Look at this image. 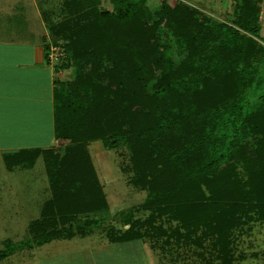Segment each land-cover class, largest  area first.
I'll use <instances>...</instances> for the list:
<instances>
[{
	"label": "trees",
	"instance_id": "16d2710c",
	"mask_svg": "<svg viewBox=\"0 0 264 264\" xmlns=\"http://www.w3.org/2000/svg\"><path fill=\"white\" fill-rule=\"evenodd\" d=\"M115 2L109 13L64 0L67 16L49 26L67 53L55 68L75 66L76 73L70 82L55 80V137L68 142L36 150L52 195L30 230L43 245L99 227L108 202L87 147L100 139L113 148L126 139L135 172L130 183L147 196L137 209L118 212L130 227L111 226L110 240L162 232L235 264L244 226L264 219L262 4L235 0L229 22L185 0L155 10L147 0ZM142 208L151 214L134 219ZM4 242L0 260L14 252L15 243Z\"/></svg>",
	"mask_w": 264,
	"mask_h": 264
},
{
	"label": "rangeland",
	"instance_id": "374dc122",
	"mask_svg": "<svg viewBox=\"0 0 264 264\" xmlns=\"http://www.w3.org/2000/svg\"><path fill=\"white\" fill-rule=\"evenodd\" d=\"M32 1L0 0V12L2 13L5 10L6 12L16 13V22L11 25L30 26L28 24L30 20L31 26L36 33L45 32L47 27L49 38L46 45L51 42V44H58L57 51L59 56L54 62L55 66L67 58V53L62 45L63 40L54 36L49 26L67 16L63 6L64 0H36L37 10L33 6L34 3ZM164 1L175 4L181 0H147V3L150 9L155 10ZM185 1L212 19L230 22L235 18V0ZM83 2L85 8L97 6L99 9L109 13H114L116 9L115 0H83ZM260 2L263 8L262 16H264V0H260ZM38 13L43 14L46 23L44 22L41 25ZM162 30L164 31L165 28ZM23 33H27L28 39L29 27L28 30L26 27V31ZM55 72L58 79L63 82H70L75 76L76 67L71 66L66 69L60 67ZM154 84L155 81L150 84V88ZM118 121H122V117H119ZM123 121L122 128L126 130L129 125L124 119ZM25 139H29L28 149L25 148L26 145L22 146L24 147L22 149L17 145L18 148L11 147L12 151L5 154L8 155L7 157L0 154V250H5L4 241L6 239H11L15 243L14 247H11L14 249L12 255L10 253L9 255L11 256L8 255L7 258L1 259L0 264H26L27 260L31 261V264H35L38 256L62 252L59 251V247L63 246L61 250L64 249L63 251L68 252L71 247L68 245H77L76 247L85 249L84 253L91 251L89 250L92 247L91 245H139L133 249L137 256H128L126 253L122 260L119 261L117 257H114L115 254L109 251L107 253L112 257L96 262L98 264H222L221 259L216 256V252L208 250L209 247L200 249L194 246L191 248V246L184 243L178 244L167 233L161 232L155 238L146 235L139 240L130 241V243L112 242L110 240L111 226H115L120 230L130 227V224L122 223L117 216L118 212L121 210L127 211L130 207H136L137 209L147 196V191L141 190L130 183L135 172L132 167L131 149L126 139L119 140L118 144L114 145L113 148L100 139L89 142L87 147L108 202L107 210L99 214L103 223L99 227L93 226L91 230L87 228L86 231H88L85 234L77 231L72 239H55L50 243L44 244L43 247H39L40 245H37L34 238L37 236L34 235V231L30 230V225L33 221L42 218V207L51 198L52 191L44 156L43 154L37 156L36 150L50 148L52 145L50 147L41 145V142L46 139L45 136L40 139H34L33 134L29 133ZM109 141L113 142L111 139ZM67 142V140H58L53 147L65 146ZM57 167L58 165L54 166V170ZM150 214V211L142 208L139 211H134L133 218H140L143 221ZM170 223V226L177 225L176 221L170 220ZM164 226L167 232L174 228H171L167 221L164 222ZM55 227H61V224L58 223L56 226L49 225L47 229ZM167 238L171 239L170 243L165 241ZM18 246L20 248L17 250ZM29 247H36L39 254L36 251V256L29 257V253H33L35 250H29ZM133 250L131 249L130 253ZM201 251H204V254H200ZM234 253L236 255L235 264H264V219L251 221L244 226V230L234 245Z\"/></svg>",
	"mask_w": 264,
	"mask_h": 264
},
{
	"label": "crops",
	"instance_id": "0c3cea01",
	"mask_svg": "<svg viewBox=\"0 0 264 264\" xmlns=\"http://www.w3.org/2000/svg\"><path fill=\"white\" fill-rule=\"evenodd\" d=\"M32 2L37 10L36 0ZM3 11L0 12V154L5 157L6 153L12 151L11 147L19 146L22 149L26 145L28 149L29 139L25 138L29 133L33 134L34 139L45 136V141L41 142L43 147L55 146L59 139L55 137L54 131L53 101L54 84L58 76L45 52L48 28L43 33H36L30 20V26L11 25L16 22V13ZM37 15L41 25L44 24L43 14ZM26 27L27 30L29 27L28 39L27 33H23ZM68 246H71L68 252L61 250L62 246L59 247L62 252L38 256L35 264H98L96 262L112 257L107 253L109 251L121 261L126 253L134 257L136 254L133 249L139 245H91L88 253H84L85 249L77 245ZM30 249L35 250L29 253V257L36 256L37 248ZM26 264H31V261L27 260Z\"/></svg>",
	"mask_w": 264,
	"mask_h": 264
},
{
	"label": "built area",
	"instance_id": "2783aa9c",
	"mask_svg": "<svg viewBox=\"0 0 264 264\" xmlns=\"http://www.w3.org/2000/svg\"><path fill=\"white\" fill-rule=\"evenodd\" d=\"M58 45L56 44H50V48H49V51H48V60L51 64L54 65V62L55 60L58 59Z\"/></svg>",
	"mask_w": 264,
	"mask_h": 264
}]
</instances>
